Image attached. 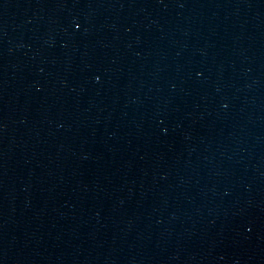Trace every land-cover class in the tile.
Instances as JSON below:
<instances>
[{
  "label": "water",
  "instance_id": "obj_1",
  "mask_svg": "<svg viewBox=\"0 0 264 264\" xmlns=\"http://www.w3.org/2000/svg\"><path fill=\"white\" fill-rule=\"evenodd\" d=\"M264 189V0H0V264H238Z\"/></svg>",
  "mask_w": 264,
  "mask_h": 264
}]
</instances>
